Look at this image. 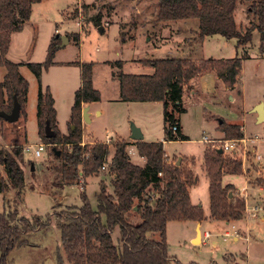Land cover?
Instances as JSON below:
<instances>
[{
    "label": "rangeland",
    "instance_id": "1",
    "mask_svg": "<svg viewBox=\"0 0 264 264\" xmlns=\"http://www.w3.org/2000/svg\"><path fill=\"white\" fill-rule=\"evenodd\" d=\"M91 3L96 4L90 6L85 15L81 6ZM249 4V0H240L236 9V24L242 32L251 25L252 15L247 10ZM156 6L157 0H39L34 3L31 17L22 29L12 32L6 58L18 64L28 89L19 119L16 122L0 119V150H8L14 140L18 141L25 187L18 198L0 159V183L7 186L0 191V212L16 209L20 216L26 218H44L66 206L81 205L82 191L92 207H96L101 179L109 192L113 190L106 167L85 181L64 186L56 192L55 168L60 161L55 159L51 148L38 134L37 95L40 84L43 89H49L54 100L56 129L61 134L66 133L72 127L69 122L74 91L81 85L79 63L93 62L92 82L100 93L96 106L102 113L94 115V105L91 106L92 120L90 117L89 121L83 120L81 143L86 149L94 142L105 144L109 150L108 163L115 142L133 141L129 136L132 126L144 133L143 141H162L165 137L162 102L122 101L115 74L117 67L111 64L113 61L123 62L124 73L149 74L153 67L141 63L142 59L181 56L200 63L211 58L226 60L237 56L241 69L231 88H225L223 80L215 76L214 69L203 71L199 74L201 76L193 78L192 84L189 81L183 86L182 106L185 109L177 114L185 138L164 139L163 148L171 157H166L167 162L180 164L192 171L196 182L189 187V198L193 204L201 206L205 218L200 220L203 221L200 241L192 242L197 222L189 220L168 221L166 241L171 255L170 264H264V193L259 189V183L264 179V118L256 121L257 113L253 110V106L261 101L264 105V37L261 38L254 30L251 40L239 47L236 39H225L217 34L199 41L197 19L161 23L156 20ZM97 8L101 14L100 24L90 17L94 16ZM75 33H78V38H74ZM56 34H69L70 39L57 48L52 64L42 70L38 80L27 63L43 62L47 47ZM163 47L162 50H154ZM5 71V67L0 65V81ZM191 90H194L193 94H190ZM220 121L237 123L244 129V141L240 147L224 152L234 155L242 163V173L222 176L223 182H232L236 186L239 196L246 202L244 217L236 223L209 218V182L202 163L205 151L217 150L214 145L219 144L218 140H229L218 128ZM107 134L111 135L108 144L104 143ZM203 136L216 142H203ZM42 143L41 154L36 156L34 149ZM26 145L32 147L23 151ZM56 147L58 152L69 149L68 145ZM126 149L133 150L130 144ZM128 153L131 161L135 162L136 155L132 157L133 153ZM254 206L259 208L257 212ZM226 232L231 235L225 236ZM112 234L116 239L118 226ZM30 236V244L11 251L12 264L55 262L54 250L60 246L61 236L54 220L48 229L38 230ZM148 236L159 239V233L150 232Z\"/></svg>",
    "mask_w": 264,
    "mask_h": 264
},
{
    "label": "trees",
    "instance_id": "2",
    "mask_svg": "<svg viewBox=\"0 0 264 264\" xmlns=\"http://www.w3.org/2000/svg\"><path fill=\"white\" fill-rule=\"evenodd\" d=\"M39 0H0V65L5 74L0 81V110L9 112L14 99L21 109L27 93L28 84L19 73L17 63L6 58L12 32L20 31L30 19L32 6ZM248 12L252 15L250 27L244 32L237 26L235 13L240 0H157L156 20L161 23L176 20H198L197 39L204 40L209 35H220L225 39H236L241 46L252 38L257 30L264 37V0H249ZM82 5L87 15L90 6ZM99 8V6H98ZM93 12L97 24H100L99 9ZM78 13L77 9L74 11ZM74 38H78L75 33ZM70 39V35H66ZM60 34L52 37L43 62L27 63V66L39 80L43 69L53 62ZM141 63L153 67L149 74L124 73L121 60L111 64L117 67L115 72L119 81V98L126 101L162 102L164 114V139L174 140L177 136L185 138L180 128L179 112L182 106L183 86L203 71L214 69L216 76L226 86L232 87L241 69L237 56L226 60L209 59L197 63L189 58L175 56L158 59H142ZM81 85L74 91V103L70 113V125L66 134L56 129V111L54 100L48 88L39 85L37 100L38 134L47 144L56 160L60 161L57 188H64L85 181L89 176L108 169L113 190L108 191L103 180L99 181L96 194V207H92L86 193L82 191L79 206H66L47 214L44 218L20 216L16 209L0 212V264H12L11 251L14 248L30 244L31 234L48 229L54 220L59 228L61 242L56 247L55 262L48 264H170L171 255L166 241L168 221H200L205 218L200 205H194L189 198L188 186L195 177L189 169L180 164L167 162L163 142L135 141L139 156L146 157L143 164L131 161L127 146L129 141H117L114 152L107 163L109 150L105 144L94 142L86 149L81 144L82 104L99 101L100 93L92 82L93 62L79 63ZM114 74V75H115ZM20 109V110H21ZM1 120H4L0 117ZM46 121L54 131L53 137L44 134ZM176 127V132L172 127ZM218 128L227 138H242L243 129L238 124L220 121ZM68 145L57 155V145ZM0 159L6 169L10 185L19 198L24 190V170L21 168L22 152L17 140L10 149L0 150ZM203 168L206 171L209 198V218L225 222L239 221L244 217L245 199L240 197L232 183L223 185L224 173L240 174L242 163L234 155H226L217 150L205 151ZM84 186V185H83ZM259 186L264 192V179ZM7 187L0 183V191ZM139 219L133 222V217ZM118 226V236L113 230ZM150 232L159 233V239L148 236Z\"/></svg>",
    "mask_w": 264,
    "mask_h": 264
},
{
    "label": "water",
    "instance_id": "3",
    "mask_svg": "<svg viewBox=\"0 0 264 264\" xmlns=\"http://www.w3.org/2000/svg\"><path fill=\"white\" fill-rule=\"evenodd\" d=\"M60 37H61V42L59 44V47H62L68 42V39L65 35H61ZM13 101H14L13 107L11 108L9 112L6 113L0 110V117L8 122H16L19 119V113H20L21 106H20V103L16 101V99H14ZM253 110L257 113V121H261L264 118V108H263L262 101L258 103L257 105H255ZM81 116L84 121H89V116L87 115V107H82ZM44 134H46L47 137H53L55 135L48 121H46L45 123ZM131 138L134 141H142L143 134L139 132V129L137 127L132 126L131 127ZM217 151L220 153L223 152L222 149L220 148L217 149ZM57 155H59L58 151H57ZM195 232H196V235L192 239L193 243L196 242L197 240L200 241L201 232H200L199 223L196 226Z\"/></svg>",
    "mask_w": 264,
    "mask_h": 264
},
{
    "label": "crops",
    "instance_id": "4",
    "mask_svg": "<svg viewBox=\"0 0 264 264\" xmlns=\"http://www.w3.org/2000/svg\"><path fill=\"white\" fill-rule=\"evenodd\" d=\"M33 7V6H32ZM11 39V38H10ZM162 49H164V47L163 48H158V49H154L155 51H158V50H162ZM170 50V49H169ZM172 54V52H170V56H172L171 55ZM181 57V56H180ZM199 76H201V75H199ZM216 76V75H215ZM195 77H197V76H194L193 78H195ZM217 77V76H216ZM193 78H192V80H190V82H189V84H192V82H193ZM225 85V84H224ZM225 88L227 89V88H231L230 86H226L225 85ZM194 93V90H191L190 91V94H193ZM100 101V100H99ZM99 101H92L91 103H84V104H82V107H87V115L90 117V120H92V117H91V112H90V108H91V106L92 105H94V108H93V113H94V115H101V113H102V110L98 107V106H96V104L99 102ZM161 102V101H160ZM160 102H157V103H160ZM260 103V102H259ZM263 103V102H262ZM258 104V103H257ZM257 104H255V105H257ZM254 105V106H255ZM254 106H253V108H254ZM263 108H264V105H263ZM256 121H257V116H256ZM70 123V122H69ZM84 121H83V118H82V122H81V127L83 128V125H84ZM228 123H232V122H228ZM235 124H237V123H235ZM240 127H241V129H242V126L240 125ZM181 128V127H180ZM139 129V132H141V133H143L142 131H141V129L140 128H138ZM243 131H244V129H243ZM67 133V132H66ZM66 133H62V134H66ZM129 136L131 137V132H130V134H129ZM143 139H144V133H143ZM143 141V140H142ZM145 141H154V140H145ZM164 141V139L162 140V142ZM127 142V141H126ZM130 142V147L133 149L132 150V157L133 156H135L136 155V161L134 162V163H136V164H139L140 165V162L139 161H141V159H140V157L141 156H139V154H138V152H137V150L135 149V146H134V143L133 142H135L134 140L132 141V140H130L129 141ZM161 142V141H160ZM135 154V155H134ZM165 156L166 157H168V158H171V157H169V155L165 152ZM131 157V158H132ZM141 163L143 164L144 162L143 161H141ZM203 171H205L204 170V168L202 169ZM205 173H206V171H205ZM242 173V172H241ZM224 174H228V173H224ZM195 177V176H194ZM194 181L196 182V178L194 179ZM230 183H232V182H230ZM230 183H225V182H223V185H226V184H230ZM233 184V183H232ZM193 184H191V185H189L188 186V191H189V187H191ZM234 185V184H233ZM234 187H235V189H237L236 188V186L234 185ZM260 187V186H259ZM260 189V191H261V193H264L263 192V190H262V188L260 187L259 188ZM238 190V189H237ZM260 193V194H261ZM194 205H196V204H194ZM236 222H238V221H235V223ZM199 223V227H200V230H201V227H202V223H203V221H197V223L195 224V226H194V232H195V229H196V226H197V224ZM228 223H231V222H228ZM195 235H196V232H195ZM194 237H192L191 238V240L193 239ZM234 239H236V236H234L233 237ZM200 240H201V237H200Z\"/></svg>",
    "mask_w": 264,
    "mask_h": 264
},
{
    "label": "built area",
    "instance_id": "5",
    "mask_svg": "<svg viewBox=\"0 0 264 264\" xmlns=\"http://www.w3.org/2000/svg\"><path fill=\"white\" fill-rule=\"evenodd\" d=\"M98 50H99V48H96V51H98ZM175 130H176V127L173 126L172 127V131L176 132ZM110 140H111V135L107 134L104 143L108 144V143H110ZM202 141L203 142H210V143H212V142L215 143L216 142L215 139L211 140V139H208L206 136L202 137ZM243 141H244V139H242V138H240V139L239 138H229V140H218L219 144L218 145H214V146L217 147L218 149L219 148L222 149L223 152L235 151L238 147H240L239 145ZM81 144L83 145V143H81ZM31 147H32L31 145H26L25 148H23V151L24 150H28ZM43 147H44L43 143L39 144V145H36V148L34 149L36 156H39L41 154V150L43 149ZM128 151L132 152L131 149H129ZM140 159H141V161L144 162L146 160V157H140ZM81 182H82V180H80V183ZM245 204H246V202H245ZM253 209L255 210V212H257V210L259 208L257 206H254ZM255 212H251V213L254 214ZM254 215H256V214H254ZM229 235H231L230 232H226L225 233V236H229Z\"/></svg>",
    "mask_w": 264,
    "mask_h": 264
}]
</instances>
